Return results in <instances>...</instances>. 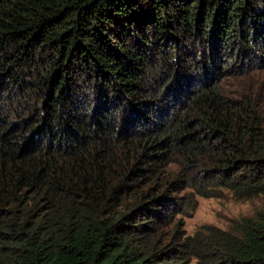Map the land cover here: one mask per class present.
<instances>
[{
	"label": "trees",
	"instance_id": "1",
	"mask_svg": "<svg viewBox=\"0 0 264 264\" xmlns=\"http://www.w3.org/2000/svg\"><path fill=\"white\" fill-rule=\"evenodd\" d=\"M263 81L264 0H0V264H264L185 227L264 195Z\"/></svg>",
	"mask_w": 264,
	"mask_h": 264
},
{
	"label": "rangeland",
	"instance_id": "2",
	"mask_svg": "<svg viewBox=\"0 0 264 264\" xmlns=\"http://www.w3.org/2000/svg\"><path fill=\"white\" fill-rule=\"evenodd\" d=\"M259 77V76H258ZM256 83V78L239 77L231 78L225 82L229 92H234L240 87H247ZM264 91V81L260 83ZM264 208V195L251 200H237L230 192H225L220 197H198V206L191 217L186 218V229L192 234L203 224H214L226 228L233 219L244 216H254L259 209ZM190 264H198L193 259Z\"/></svg>",
	"mask_w": 264,
	"mask_h": 264
}]
</instances>
